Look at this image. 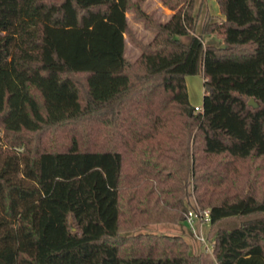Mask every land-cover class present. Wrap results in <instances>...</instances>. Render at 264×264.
<instances>
[{"label":"trees","instance_id":"16d2710c","mask_svg":"<svg viewBox=\"0 0 264 264\" xmlns=\"http://www.w3.org/2000/svg\"><path fill=\"white\" fill-rule=\"evenodd\" d=\"M216 1L196 32L194 0H160L163 21L144 0H0V264H205L136 230L185 223L190 189L209 228L264 213V0ZM211 240L217 264H264V216Z\"/></svg>","mask_w":264,"mask_h":264},{"label":"rangeland","instance_id":"374dc122","mask_svg":"<svg viewBox=\"0 0 264 264\" xmlns=\"http://www.w3.org/2000/svg\"><path fill=\"white\" fill-rule=\"evenodd\" d=\"M198 0H194L193 4V12H195L196 6H197ZM143 7L148 11H153L156 18L159 20H162L164 18H167V13L169 12L165 8L162 7L160 0H144L142 3ZM131 14V13H130ZM129 21L131 24L132 29L134 30V33L136 37L142 39L143 41H148L153 36L154 31L148 28H145L142 23L136 24L132 16H129ZM202 20L198 21V24L196 26V32L200 29V24ZM212 41L213 43L219 44L221 42L220 36L217 34L208 35L203 37V42L207 43ZM139 53V49L133 45L130 40L126 37L125 40V51L124 54L129 58L133 59L135 58ZM187 81V87L189 90V100L192 105H195L196 103L202 102V81L203 77L201 73L187 75L186 76ZM188 202L193 203L196 202L194 200V196L190 189V195L188 197ZM264 216V213H255L250 214L247 216H237V217H230L222 219L219 225L215 224L211 228H209L208 223H204L201 226V230L206 238L209 240L212 239V234L215 231V229L219 226L223 227H232L234 225H237L242 220L246 219L247 217L251 216ZM140 232H151V233H164V234H181L184 236L185 240L189 244V250L195 253H202L204 263L205 264H217L214 256L211 252L206 251L202 244L196 239V237L192 234V232L189 230L186 223H170V222H156V223H147L142 225L138 230Z\"/></svg>","mask_w":264,"mask_h":264},{"label":"built area","instance_id":"2783aa9c","mask_svg":"<svg viewBox=\"0 0 264 264\" xmlns=\"http://www.w3.org/2000/svg\"><path fill=\"white\" fill-rule=\"evenodd\" d=\"M196 110L200 109L199 105H195ZM210 212L208 208H201L196 202L188 208L185 223L187 224L189 230L196 237V239L202 244L206 251L212 253L213 241L206 238L201 230V226L204 223H209Z\"/></svg>","mask_w":264,"mask_h":264},{"label":"crops","instance_id":"0c3cea01","mask_svg":"<svg viewBox=\"0 0 264 264\" xmlns=\"http://www.w3.org/2000/svg\"><path fill=\"white\" fill-rule=\"evenodd\" d=\"M162 5V4H161ZM163 8H165L166 10H168L169 12L167 13V15L169 16L170 13L172 12L171 9L165 7L162 5ZM145 9V8H144ZM146 10V9H145ZM148 11V10H147ZM195 15L197 16V24H198V21L199 20H202L201 21V24L203 22V20L205 19V17L207 16H211V17H216L217 19L221 20L224 18V15L220 12L219 10V6L217 4V1L216 0H198L197 2V6H196V9H195ZM129 16H131L130 12H126V17L128 19V22L130 24V21H129ZM168 18V17H167ZM167 18H164L162 19L161 21L163 20H166ZM136 24L138 23H141L140 21H137L135 20L134 21ZM200 24V26H201ZM131 26V24H130ZM154 34V33H153ZM125 40H126V35H125ZM125 51V50H124ZM203 77V76H202ZM186 85H187V81H186ZM187 91H188V97H189V90H188V87H187ZM202 91H203V87H202ZM190 101V100H189ZM195 105H201L200 103H196Z\"/></svg>","mask_w":264,"mask_h":264},{"label":"water","instance_id":"95a60500","mask_svg":"<svg viewBox=\"0 0 264 264\" xmlns=\"http://www.w3.org/2000/svg\"><path fill=\"white\" fill-rule=\"evenodd\" d=\"M248 103L249 104H251L252 106H257V102L254 100V98L253 97H250L249 99H248ZM192 108H190V112H192Z\"/></svg>","mask_w":264,"mask_h":264}]
</instances>
